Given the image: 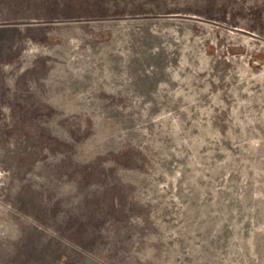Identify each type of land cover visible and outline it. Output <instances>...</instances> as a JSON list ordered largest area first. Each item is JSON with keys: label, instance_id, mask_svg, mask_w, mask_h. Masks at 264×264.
I'll return each instance as SVG.
<instances>
[{"label": "rangeland", "instance_id": "374dc122", "mask_svg": "<svg viewBox=\"0 0 264 264\" xmlns=\"http://www.w3.org/2000/svg\"><path fill=\"white\" fill-rule=\"evenodd\" d=\"M0 264H264V0H0Z\"/></svg>", "mask_w": 264, "mask_h": 264}]
</instances>
